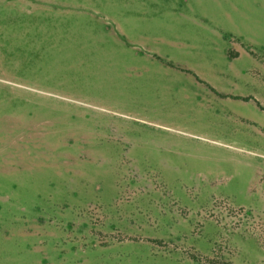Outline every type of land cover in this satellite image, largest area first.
<instances>
[{"label":"rangeland","instance_id":"obj_1","mask_svg":"<svg viewBox=\"0 0 264 264\" xmlns=\"http://www.w3.org/2000/svg\"><path fill=\"white\" fill-rule=\"evenodd\" d=\"M0 264H264V0H0Z\"/></svg>","mask_w":264,"mask_h":264}]
</instances>
